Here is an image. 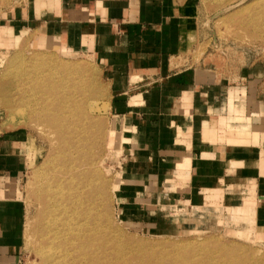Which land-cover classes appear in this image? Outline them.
I'll return each instance as SVG.
<instances>
[{"label": "rangeland", "instance_id": "1", "mask_svg": "<svg viewBox=\"0 0 264 264\" xmlns=\"http://www.w3.org/2000/svg\"><path fill=\"white\" fill-rule=\"evenodd\" d=\"M194 4L199 24L198 35L193 38L194 47L190 52L193 61L195 64L201 65L202 68L212 69L219 80L222 88L220 107L224 109L222 115L228 116L231 110L230 99L235 96L237 99L235 101L236 109L237 105L239 106L237 110L241 109L238 111L240 115L237 124L239 127L242 125L245 127V116L249 117L247 122H251V133L245 132L248 136L238 141L241 143L240 145L249 144L250 146H237V144L234 146L229 143L214 144L217 147L233 148L238 152L248 151V156H246L248 163L238 158V161H232L229 166L225 167L224 161L218 162L214 166V172L218 173L217 171L220 170L222 176L207 177L205 182L200 181V183L195 180L190 195L181 191L186 186V182H176L175 190L172 189L173 186L159 189L156 198L149 196V186L145 195L141 196L143 204H140L139 207L143 211L135 213L136 209L126 208L127 204H124L125 201L119 196L127 184V160L124 156L122 143L116 136L119 135V129L117 128V119L113 117L112 89L106 70L89 56L62 50L65 48L58 46L56 42L52 43L51 38H48V42L52 47L38 45L43 36H41L42 33L35 30L36 13L48 9L54 10L58 15L61 14L62 9L61 7L59 11L56 9L54 0H0V25H2L0 27V133L26 128L32 134L30 145H28L30 147L27 150L29 157L27 171L18 177L2 178L3 181L0 179V205L6 206L4 218L7 226L13 231L23 247L22 264H47L44 261V252L49 246L46 220L50 213L48 214L47 210L51 208L54 200L60 203V191L65 196L79 194L83 202L80 211L87 212L88 226H90L88 228L92 229L91 231L102 230L101 232L105 236V255L107 254L108 259H106V264H115L116 262V264H264V228L257 227L255 222L258 202L264 200V184L262 182L264 181V0H194ZM3 29L6 30L7 35L14 36L13 41L1 40ZM54 60L56 64L59 62L81 64L83 70L80 72L73 70L68 74L61 68L50 67L53 69L51 72L47 66L55 63ZM41 63L43 64L41 65ZM54 63L53 65H55ZM33 67L40 68V70L33 69ZM38 71L46 79L41 77L40 81H38L39 79L33 80L35 73H39ZM21 72L31 74L30 88L35 86L31 92L30 88L28 91L30 107L35 106L36 99L40 97L42 90L40 91L38 87L52 85L53 91L48 93V97L55 103L53 106H51L52 104L48 106V108L51 107L48 113H33L27 107L26 111L19 112L18 116H25L28 120L17 117L10 118L6 107L8 97L12 94L15 99L19 98L22 95L19 90L20 92L22 89L28 90L29 86V84H25L27 82L25 74ZM55 73L60 75L56 76ZM71 74L76 79L72 80ZM16 78L18 80H15ZM41 81H45L44 85ZM36 85L38 86L36 87ZM64 88L65 90H63ZM75 90L77 91L74 93ZM73 94L75 98H73ZM66 97L70 98L73 108L61 106L67 99ZM92 97L93 99H91ZM76 104L80 108L76 107ZM86 105L87 107H85ZM82 106L85 110L81 108ZM92 106L96 109H93ZM21 107H25V105ZM57 107L60 108L58 112L56 111ZM36 118L38 119L36 120ZM53 119H58V122H52ZM73 120L75 123L72 122ZM229 120L233 121L234 119ZM67 121H69L68 123L71 121V123L68 124ZM213 121L214 124L211 127L217 128L220 116L215 120L213 118ZM19 123H22L21 126L16 125ZM231 123L230 128L235 125L234 122ZM12 126L15 127L11 128ZM45 126L48 128L46 129ZM71 133L77 135H71ZM255 133L259 135L253 139L251 136L252 134L254 136ZM87 148L89 149L87 150ZM221 151L224 153L225 149H221ZM260 158L262 164L257 166V161ZM81 160L88 166H85ZM56 164L59 167L57 169ZM58 181L61 182V185H58ZM84 182L86 183L84 184ZM86 185L91 187L87 188ZM83 187L85 190H82ZM203 187L206 189H202ZM208 191H221L222 195L218 200L221 204L214 203L209 206L207 203L211 200L207 197ZM54 194L57 195V199L52 198L53 200L49 203L50 195L54 196ZM69 203L71 202H67L68 206H71ZM262 203L264 204V202ZM48 204L50 207H47ZM94 222L95 225H93ZM41 231L43 232L41 233ZM106 239H108L107 242ZM41 245L44 247L41 248ZM118 248L119 251H117Z\"/></svg>", "mask_w": 264, "mask_h": 264}, {"label": "crops", "instance_id": "2", "mask_svg": "<svg viewBox=\"0 0 264 264\" xmlns=\"http://www.w3.org/2000/svg\"><path fill=\"white\" fill-rule=\"evenodd\" d=\"M54 6L62 13L37 12L35 30L64 51L93 58L107 72L116 136L127 160V184L119 195L126 208L143 211L141 196L149 186V196L156 198L159 189L175 190L176 182H186L181 191L190 195L195 180L222 176L214 172L218 162L248 163V151L214 144H241L230 137L240 129V114L232 96L230 113L222 115L219 80L190 54L199 24L194 0H54ZM216 114L220 121L213 128ZM2 132L1 180L27 171L32 139L26 128ZM207 193L209 206L221 204V191ZM262 202L255 211L259 228H264ZM5 207L0 205V264H22L23 247L7 226Z\"/></svg>", "mask_w": 264, "mask_h": 264}, {"label": "bare ground", "instance_id": "3", "mask_svg": "<svg viewBox=\"0 0 264 264\" xmlns=\"http://www.w3.org/2000/svg\"><path fill=\"white\" fill-rule=\"evenodd\" d=\"M22 35H20V37H21ZM22 38V37H21ZM1 40L2 41H6V40H9V41H13L14 40V36L12 37V36H10V35H7V33H6V30L5 29H3L2 31H1ZM38 45L39 46H42V47H44V46H47L48 48L49 47H52V45L51 44H49V42H48V38L47 37H42V38H40V41H39V43H38ZM67 52V51H66ZM65 52V53H66ZM67 54H69V53H67ZM38 56V55H37ZM31 61V60H30ZM34 61V60H33ZM55 61V60H54ZM32 63V62H31ZM36 63V65H37V62H35ZM54 63V62H53ZM53 63L52 64H49L50 66H47L49 69H50V71L51 72H53L52 70L53 69H59V68H61L62 70H64V71H66V73H70L71 71H73V70H75V71H77V72H80L81 70H83V65H81V64H64L63 62H59V63H57L56 64V61H55V65H53ZM43 63H41V65H42ZM33 66H36L35 64H32ZM31 66V65H30ZM38 66V65H37ZM39 67V66H38ZM50 67H55V68H53V69H51ZM42 68V67H41ZM31 69V68H30ZM33 69H39L40 70V68H35V67H33ZM32 69V70H33ZM44 69V68H43ZM23 70V69H22ZM25 70V69H24ZM42 70V69H41ZM48 70V69H47ZM31 71V70H30ZM35 71V70H34ZM43 71V70H42ZM41 71V72H42ZM44 71H46V70H44ZM49 71V70H48ZM39 72V71H38ZM21 73H24L25 74V72H21ZM33 73V72H32ZM23 74V75H24ZM27 74V75H26ZM25 75H24V77H25V81H27L25 84H29V86H28V90L27 89H22V92H20V90H19V93H22V95H20L19 96V98H17L16 97V99L14 98V97H12V94L8 97V99H7V105H6V107H7V110H8V113H9V115H10V118H12V117H17V118H19V119H22V120H28L27 119V117H19L18 116V114H19V112H25L26 111V109L25 108H27L28 107V109H29V111H32L33 113H41V114H43V113H48L50 110V108H48V106L49 105H51V106H53V104L55 103V102H52L51 100V98H49L48 97V93H52V91H53V87H52V85H49L48 86V84L47 85H45V86H41L40 84V87H38L39 88V90L41 91V94H40V97H39V99H36V105H35V102H34V105L35 106H33V103H32V106L34 107H30L29 106V100H28V91H29V88H30V84H32V81H31V74L29 75V73H26ZM41 73L39 72V73H35V77L33 78V80H35V79H39L38 81H40V78L41 77H44L45 79H46V77L45 76H41L40 75ZM47 74V73H46ZM54 74V73H53ZM56 74V76H59V75H57V73H55ZM18 75H20V74H18ZM22 75V74H21ZM33 75V74H32ZM48 75H50L49 73H48ZM71 76L73 77V74H71ZM76 76H80V75H76ZM19 77V76H18ZM50 77H51V75H50ZM65 77H67V76H65ZM93 77V76H92ZM43 78V79H44ZM53 78V77H52ZM52 78H49V79H52ZM56 78V77H55ZM58 78V77H57ZM60 78V77H59ZM62 78V77H61ZM69 78H71L70 76H69ZM21 79V78H20ZM48 79V78H47ZM68 79V78H67ZM74 79H76V78H72V80H74ZM15 80H18L17 78L15 79ZM60 80V79H59ZM72 80H71V82H72ZM21 81V80H20ZM45 81H49V80H45ZM45 81H43V82H45ZM54 81V80H53ZM52 81V82H53ZM56 81V80H55ZM94 81H95V79H94ZM42 82V81H41ZM40 82V83H41ZM42 82V83H43ZM62 82H64L65 83V81L64 80H62ZM68 83H69V81H67ZM77 82V81H76ZM92 82V81H91ZM19 83V82H18ZM23 83V82H22ZM35 83V82H34ZM60 83V82H59ZM73 83V82H72ZM85 83V82H84ZM24 84V83H23ZM50 84V83H49ZM55 84H56V82H55ZM63 84V83H62ZM61 84V85H62ZM76 84V83H75ZM80 85H82L81 83H79ZM78 84V85H79ZM18 85V84H17ZM21 85V83L19 84V86ZM34 85V84H33ZM42 85H44V83L42 84ZM59 85V84H58ZM60 85V86H61ZM64 85V84H63ZM77 85V86H78ZM79 85V86H80ZM90 85V84H89ZM38 85H36V87H37ZM67 86V85H66ZM66 86H64V87H66ZM87 86V85H86ZM96 86H98V85H96ZM21 87H23V86H21ZM35 86H33L32 88H34ZM55 87V86H54ZM62 87V86H61ZM88 87V86H87ZM94 87V86H93ZM17 88H20V87H17ZM32 88H30V92L32 91ZM57 88V87H56ZM73 88H75V87H73ZM60 89V88H59ZM79 89V88H78ZM77 89V90H78ZM82 89H84V88H82ZM90 89V88H89ZM94 89V88H93ZM63 90H65V88L63 89ZM72 90V89H71ZM71 90H69V91H71ZM77 90H75V91H73L74 93L77 91ZM80 90H81V87H80ZM91 90V89H90ZM37 91H38V89H37ZM57 91V90H56ZM84 91H86V90H84ZM72 92V93H73ZM80 92V91H79ZM83 92V91H82ZM95 92V91H94ZM33 93V92H32ZM38 93H39V91H38ZM72 93H71V99H72ZM85 93V92H84ZM36 94V93H35ZM34 94V95H35ZM54 94V93H53ZM62 94V93H61ZM81 94H83V93H81ZM80 94V95H81ZM33 95V94H32ZM55 95V94H54ZM54 95H49V96H54ZM58 95V94H57ZM70 95V94H69ZM86 95V94H85ZM36 96H37V94H36ZM59 96V95H58ZM73 98H75V95L73 94ZM84 96V95H83ZM70 97V96H69ZM32 98H33V96H32ZM35 98H38V97H35ZM61 98V97H60ZM59 98V99H60ZM65 98V97H64ZM67 98V97H66ZM80 98H82V97H80ZM51 99V100H50ZM54 99V98H53ZM56 99V98H55ZM54 99V100H55ZM62 99V98H61ZM60 99V100H61ZM70 99V98H69ZM68 98L62 103L61 101V106L62 107H65V108H71L72 106H71V103H70V100H69ZM91 99H93V97L91 98ZM57 101V100H56ZM81 101V100H80ZM82 101H84V100H82ZM59 103V102H58ZM73 103V102H72ZM75 103H76V100H75ZM74 103V104H75ZM78 103V102H77ZM81 103V102H80ZM82 104H84V103H82ZM87 104V103H86ZM94 104V103H93ZM22 105H25V107H21ZM77 105V104H76ZM78 105H80L79 103H78ZM76 106V107H79V106ZM55 106V105H54ZM57 106V105H56ZM59 106H60V104H59ZM84 106V105H83ZM83 106L81 107L82 109H84L83 108ZM91 106V105H90ZM75 107V106H74ZM75 107V108H76ZM85 107H87V105L85 106ZM89 107V106H88ZM93 107V106H92ZM91 107V108H92ZM238 105H237V109H238ZM64 108V109H65ZM69 108V109H70ZM73 108V107H72ZM80 108V107H79ZM60 108L59 107H57L56 108V111L58 112V111H60L59 110ZM68 109V110H69ZM77 109V108H76ZM93 109H96V107H93ZM53 110V109H52ZM63 110V109H62ZM85 110V109H84ZM28 111V110H27ZM237 111H241V109L240 110H237ZM83 112V111H82ZM90 112H91V110H90ZM32 113V114H33ZM64 113V112H63ZM70 114H71V112H69ZM80 114V113H79ZM85 114V113H84ZM29 115V114H28ZM35 115V114H34ZM34 115L32 116V117H34ZM47 115V114H46ZM51 115V114H50ZM54 115V114H53ZM66 115V114H65ZM76 114H74V116H75ZM87 115V114H86ZM86 115H84V116H86ZM40 116V115H39ZM45 116V115H44ZM56 116V115H55ZM55 116H52L53 118L55 117ZM59 116V115H58ZM57 116V117H58ZM43 117V116H42ZM47 117H49V116H47ZM67 117V116H66ZM69 117V116H68ZM76 117V116H75ZM31 118V117H30ZM59 118V117H58ZM72 118V117H71ZM70 118V119H71ZM74 118V117H73ZM80 118V117H79ZM82 118V117H81ZM87 118V117H86ZM86 118H85V120H86ZM33 119V118H32ZM38 118H36V120H37ZM43 119V118H42ZM52 119V118H51ZM75 119V118H74ZM89 119V118H88ZM12 120V119H11ZM35 120V121H36ZM58 119H53V121L52 122H54L55 121V123L56 122H58L57 121ZM60 120V119H59ZM40 121V120H39ZM46 121H48V120H46ZM64 121H65V119H64ZM75 120H73L72 122H74ZM84 121V120H83ZM88 121V120H87ZM43 122V121H42ZM42 122H41V124H42ZM50 122H51V120H50ZM50 122H49V124H50ZM69 121H67V123H68ZM78 122H79V120H78ZM91 122H92V120H91ZM30 123V122H29ZM37 124H38V122H36ZM47 123V122H46ZM70 123H71V121H70ZM70 123H68V124H70ZM75 123V122H74ZM81 123V122H80ZM94 123H96V122H94ZM20 124H22V123H19V124H16L17 126H21ZM48 124V123H47ZM53 124V123H52ZM63 124V123H62ZM54 125V124H53ZM53 125H52V127H53ZM56 125V124H55ZM65 125V124H64ZM91 125V124H90ZM90 125H89V127H90ZM93 125V124H92ZM40 126V125H39ZM38 126V127H39ZM47 126V125H46ZM45 126V127H46ZM57 126H59V124H57ZM61 126V125H60ZM66 126H67V124H66ZM74 126V125H73ZM76 126V125H75ZM83 126V125H82ZM245 126L246 127H244V126H241L240 127V129L239 130H237V131H235V134H232L230 137L233 139V141H234V143H240V142H238L241 138H243V137H247L248 135H246L245 134V132L246 133H251V131H250V126L248 125V124H245ZM15 126H12L11 128H14ZM52 127H49V128H52ZM56 127V126H55ZM61 127H63V126H61ZM68 127V126H67ZM77 127V126H76ZM81 127V126H80ZM93 127H95V126H93ZM93 127L91 128V130L93 129ZM40 128H42V127H40ZM48 127H46V129H47ZM78 128V127H77ZM96 128V127H95ZM94 128V129H95ZM54 129V128H53ZM60 129V128H59ZM67 129V128H66ZM89 129V128H88ZM57 130V129H56ZM62 130V129H61ZM61 130H58L59 132L61 131ZM83 131H84V128H83ZM90 131V130H89ZM67 132V131H66ZM65 132V133H66ZM72 132V131H71ZM73 132H74V130H73ZM87 132V131H86ZM45 133V132H44ZM68 133V132H67ZM56 134V133H55ZM57 134H58V132H57ZM76 134V133H75ZM75 134H73V133H71V135H75ZM81 134V133H80ZM86 134V133H85ZM88 134H89V132H88ZM93 134H95V133H93ZM47 135V134H46ZM52 135H54V134H52ZM62 135V134H61ZM70 135V134H69ZM77 135V134H76ZM91 135V134H90ZM257 135H259L258 133H255V135L253 136V134H252V136L251 137H253V139H254V137H257ZM87 136V135H86ZM93 136V135H92ZM91 136V137H92ZM64 137V136H63ZM70 137V136H69ZM236 137V138H235ZM62 138V137H61ZM75 138V137H74ZM73 138V139H74ZM82 138V137H81ZM90 138V137H89ZM70 139V138H69ZM83 139V138H82ZM91 139V138H90ZM72 140V139H71ZM75 140H77V139H75ZM81 140V139H80ZM85 141V140H84ZM83 141V142H84ZM55 142V141H54ZM59 142V141H58ZM87 142V141H86ZM62 143V142H61ZM69 143V142H68ZM71 143V142H70ZM76 143V142H75ZM92 143V142H91ZM59 144H60V142H59ZM77 144V143H76ZM70 145V144H69ZM59 146V145H58ZM72 146V145H71ZM83 147V146H82ZM88 147V146H87ZM62 148H63V146H62ZM90 148V147H89ZM89 148H87V150L89 149ZM55 149V148H54ZM72 149V148H71ZM74 149V148H73ZM82 149V148H81ZM50 150V149H49ZM66 150V149H65ZM76 150H79V149H77L76 148ZM86 150V149H85ZM55 151V150H54ZM62 151V150H61ZM82 151V150H81ZM59 152V151H58ZM55 153V152H54ZM57 153V152H56ZM67 153V152H66ZM70 153V152H69ZM74 153V152H73ZM72 153V154H73ZM59 154V153H58ZM87 154V153H86ZM92 154V153H91ZM60 155V154H59ZM64 155V154H63ZM77 155V154H76ZM84 155V154H83ZM89 155H90V153H89ZM65 156V155H64ZM70 156V155H69ZM87 156V155H86ZM91 156V155H90ZM90 156H89V158H90ZM55 157V156H54ZM60 158V157H59ZM80 158H82V157H80ZM80 158H78V159H80ZM63 159H65V158H63ZM74 159V158H73ZM77 160V159H76ZM84 160V159H83ZM89 160V159H88ZM53 161V160H52ZM69 161H71V160H69ZM49 162H50V159H49ZM71 162H74L73 160L71 161ZM78 162V161H77ZM81 162H82V160H81ZM55 163H57V162H55ZM63 163V162H62ZM65 163V162H64ZM67 163V162H66ZM65 163V164H66ZM83 163V162H82ZM85 163V162H84ZM83 163V164H84ZM92 163V162H91ZM51 164V163H50ZM70 164V163H69ZM81 164V163H80ZM80 164H78V165H80ZM86 164H88L87 162H86ZM89 164H90V161H89ZM53 165V164H52ZM61 165V164H60ZM59 165V166H60ZM72 165H73V163H72ZM77 165V166H78ZM85 165V164H84ZM95 165V164H94ZM56 166H57V164H56ZM63 166V165H62ZM61 166V167H62ZM85 166H88V165H85ZM60 167V168H61ZM66 167V166H65ZM57 168H59L58 166L56 167V169ZM67 168V167H66ZM69 168V167H68ZM76 168V167H75ZM92 168V167H91ZM97 168V167H96ZM95 168V169H96ZM99 168V167H98ZM42 169V168H41ZM87 169V168H86ZM49 170V169H48ZM62 170H63V168H62ZM77 170V169H76ZM75 170V171H76ZM89 170V169H88ZM82 171V170H81ZM86 171V170H85ZM98 171V170H97ZM45 172H46V170H45ZM63 172H65V171H63ZM69 172V171H68ZM80 172V171H79ZM93 172V171H92ZM44 173V172H43ZM49 173V172H48ZM58 173V172H57ZM82 173V172H81ZM90 173V172H89ZM47 174V173H46ZM68 174V173H67ZM72 174V173H71ZM78 174V173H77ZM85 174H87V173H85ZM93 174V173H92ZM98 174H99V171H98ZM97 174V175H98ZM51 175V174H50ZM49 175V176H50ZM42 176V175H41ZM53 176H54V174H53ZM62 176V175H61ZM68 176V175H67ZM84 176V175H83ZM90 176V175H89ZM44 177V176H43ZM60 177V176H59ZM58 177V178H59ZM65 177V176H64ZM71 177V176H70ZM84 177H86V176H84ZM72 178V177H71ZM81 178V177H80ZM86 178H88V177H86ZM48 179V178H47ZM46 179V180H47ZM50 179V178H49ZM55 179H57V178H55ZM93 179V178H92ZM53 180V179H52ZM61 180H63V179H61ZM72 180V179H71ZM79 180V179H78ZM45 181V180H44ZM76 181V180H75ZM74 181V182H75ZM96 181H98V180H96ZM41 182V181H40ZM49 182H51V181H49ZM59 183H58V185L61 183L60 181H58ZM66 182V181H65ZM68 182V181H67ZM71 182V181H70ZM73 182V183H74ZM79 182V181H78ZM82 182V181H81ZM89 182H91V181H89ZM39 183V182H38ZM42 183V182H41ZM52 183V182H51ZM63 183V182H62ZM86 182H84V184H85ZM83 184V185H84ZM87 184H89L88 183V181H87ZM92 184H93V182H92ZM36 185V184H35ZM39 185V184H38ZM43 185V184H42ZM61 185V184H60ZM63 185V184H62ZM69 185V184H68ZM67 185V186H68ZM82 185V186H83ZM41 186V185H40ZM77 186H79V185H77ZM90 186V185H89ZM88 186V187H89ZM96 186V185H95ZM53 187H55V186H53ZM52 187V188H53ZM58 187V186H57ZM86 187H87V185H86ZM85 187V188H86ZM87 187V188H88ZM91 187V186H90ZM99 187V186H98ZM59 188V187H58ZM62 188H64V187H62ZM70 188V187H69ZM77 188V187H76ZM76 188H75V190H76ZM86 188V189H87ZM94 188V187H93ZM38 189H40V188H38ZM60 189H61V187H60ZM46 190V189H45ZM44 190V191H45ZM50 190V189H49ZM52 190H54V189H52ZM56 190V189H55ZM74 190V189H73ZM74 190V191H75ZM78 190V189H77ZM82 190H85L84 189V187H83V189ZM60 191V190H59ZM70 191V190H69ZM89 191V190H88ZM40 192V191H39ZM61 193H62V191H60ZM67 192V191H66ZM73 192V191H72ZM80 192V191H79ZM83 192V191H82ZM87 192V191H86ZM99 192V191H98ZM45 193V192H44ZM47 193H50V191H47ZM55 193V192H54ZM59 194V197H60V200L61 201H59L60 203H57L58 201H56V200H54V202H53V204L51 205V208H49V210H47V213L49 214L50 213V215H48V217H47V220H46V223H47V226H46V232H47V237H48V241H49V246L46 248V250H45V252H44V258H45V262L47 263V264H106V259H107V257H106V255H105V250H104V235H103V233L99 230H97L96 231V229H94L93 231H91L92 229H90V228H88V227H90V226H88V217H87V212L85 213L84 211V213H82V211H80V208H82V204H83V202H82V199H80L81 197L79 196V194H71V195H69V196H65V195H63V194ZM71 193V192H70ZM76 193H78V192H76ZM88 193V192H87ZM41 194V193H40ZM58 194V193H57ZM67 194V193H66ZM82 194V193H81ZM96 194H97V192H96ZM87 195V194H86ZM92 195V194H91ZM48 196V195H47ZM82 196V195H81ZM85 196V195H84ZM49 197V196H48ZM48 197H46V198H48ZM91 197H93V196H91ZM99 197V196H98ZM40 198V197H39ZM57 199V195L56 194H54V196H52V195H50V199H49V203L51 202V200H53V199ZM94 198V197H93ZM101 198V197H100ZM89 199V198H88ZM94 199H96V198H94ZM68 200H70V201H68ZM90 200H92V199H90ZM100 200V199H99ZM56 201V202H55ZM84 201V200H83ZM87 201V200H86ZM96 201V200H95ZM67 202H71V203H69L71 206H68V204H67ZM101 202V201H100ZM84 203H86V202H84ZM49 206H47V207H50V204H48ZM95 205V204H94ZM89 206V205H88ZM87 206V208H89ZM99 206V205H98ZM86 207V206H85ZM91 208V207H90ZM86 209V208H85ZM84 209V210H85ZM94 209V208H93ZM89 213H90V211H88ZM95 212V211H94ZM97 212V211H96ZM60 213V214H59ZM93 213V212H92ZM59 214V215H58ZM94 215V214H93ZM95 215H96V213H95ZM55 216V217H54ZM101 216V215H100ZM102 217V216H101ZM46 219V218H45ZM94 220V219H93ZM93 220H92V222H93ZM42 222H43V219H42ZM42 222H41V224H42ZM95 222H97V221H95ZM95 222H94V224L93 225H95ZM46 223H44V224H46ZM97 224H99L98 222H97ZM101 224V223H100ZM102 225H103V222H102ZM97 226H99V225H97ZM44 227V226H43ZM104 229H106V228H104ZM41 230V229H40ZM111 230V229H110ZM43 231H41V233H42ZM45 232V233H46ZM40 233V234H41ZM106 233V232H105ZM109 233V232H108ZM114 236V235H113ZM42 237V236H41ZM52 238V239H51ZM36 239V238H35ZM38 239V238H37ZM43 239V238H42ZM45 239V238H44ZM40 240V239H39ZM107 240L108 239H106L105 241L107 242ZM109 240H110V238H109ZM116 240V239H115ZM114 240V241H115ZM56 242L55 244L53 243V242ZM109 242V241H108ZM117 242V241H116ZM43 243V241L41 242V244ZM53 244V245H52ZM114 244V243H113ZM44 245V244H43ZM108 245V244H107ZM112 245V244H111ZM42 246V245H41ZM44 246H42L41 248H43ZM112 247V246H111ZM105 249H106V247H105ZM40 251H41V249H40ZM39 251V252H40ZM44 251V250H43ZM117 251H119V248H118V250ZM38 252V251H37ZM114 252V251H113ZM195 252V251H194ZM107 253V252H106ZM181 253V252H180ZM184 253V252H183ZM186 253V252H185ZM191 253V252H190ZM201 253V252H200ZM122 254V253H121ZM198 254H199V252H198ZM42 255V254H41ZM110 256V255H109ZM117 256H118V254H117ZM119 256H120V254H119ZM125 256V255H124ZM145 256V255H144ZM185 257V256H184ZM115 258V257H114ZM120 258V257H119ZM118 258V259H119ZM108 260V259H107ZM129 260V259H128ZM127 260V261H128ZM137 260V259H136ZM148 260V259H147ZM119 261V260H118ZM123 261V260H122ZM138 261V260H137ZM191 261V260H190ZM114 262V261H113ZM126 262V261H125ZM131 262V261H130ZM183 262H185V261H183ZM117 263V262H116ZM115 263V264H116ZM119 263V262H118ZM187 263V262H186ZM111 264V263H110ZM185 264V263H184Z\"/></svg>", "mask_w": 264, "mask_h": 264}]
</instances>
